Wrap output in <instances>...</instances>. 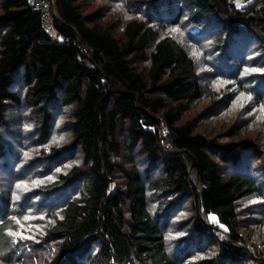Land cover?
Segmentation results:
<instances>
[{
  "label": "trees",
  "instance_id": "16d2710c",
  "mask_svg": "<svg viewBox=\"0 0 264 264\" xmlns=\"http://www.w3.org/2000/svg\"><path fill=\"white\" fill-rule=\"evenodd\" d=\"M50 8L0 0V264H264V0Z\"/></svg>",
  "mask_w": 264,
  "mask_h": 264
},
{
  "label": "rangeland",
  "instance_id": "374dc122",
  "mask_svg": "<svg viewBox=\"0 0 264 264\" xmlns=\"http://www.w3.org/2000/svg\"><path fill=\"white\" fill-rule=\"evenodd\" d=\"M85 3H86V5L88 4L87 1ZM101 4L102 3L95 4L96 8L101 6ZM88 9L89 8H86V9H83V10H84V12H86V10H88ZM102 13H104V10L102 11ZM54 31H51V32L53 33ZM54 35L58 36L56 33H54ZM59 40L63 41V38L61 36H59ZM136 65L138 66V68L141 69V68H143L146 65V63L143 62V61H138V62H136ZM211 72H212L211 70H208L207 74L209 76V81L213 82V77L211 76ZM215 82L216 83H220V82H223V81L222 80H216L213 83H215ZM246 102L247 101H245V100H244V102L240 101L238 103L237 107L243 106V104L246 103ZM218 128H219V126L217 127V130L220 131ZM65 159H66V157L62 158L61 160L64 161ZM23 182H24L23 180L22 181L16 180L13 183L11 182L12 183V189L14 190V193H15L14 199L16 201H19L21 199V197H23L25 192H26V190H25V186L26 185ZM17 185H19V187ZM28 217H29V219H27L28 221H25L24 223H22V226H23V228L21 227L22 229H25V228L26 229H31L32 226L35 225V222H38V220L43 218L41 215H38V214H35V213L28 214ZM210 220H211V218H210ZM212 220L214 221L215 219L212 217ZM22 229H21V231H22Z\"/></svg>",
  "mask_w": 264,
  "mask_h": 264
},
{
  "label": "built area",
  "instance_id": "2783aa9c",
  "mask_svg": "<svg viewBox=\"0 0 264 264\" xmlns=\"http://www.w3.org/2000/svg\"><path fill=\"white\" fill-rule=\"evenodd\" d=\"M28 2L41 12L44 27L54 31V16L51 12L50 0H28Z\"/></svg>",
  "mask_w": 264,
  "mask_h": 264
},
{
  "label": "snow or ice",
  "instance_id": "6c2138e0",
  "mask_svg": "<svg viewBox=\"0 0 264 264\" xmlns=\"http://www.w3.org/2000/svg\"><path fill=\"white\" fill-rule=\"evenodd\" d=\"M256 71H264V70H256ZM17 186L19 187V185H17ZM25 219H29V217H25ZM17 223H19V222H17ZM9 233L11 235L20 236L21 238H24V239H28V238L34 239V237L25 236L24 233H22V232H11V230H9Z\"/></svg>",
  "mask_w": 264,
  "mask_h": 264
},
{
  "label": "bare ground",
  "instance_id": "6f19581e",
  "mask_svg": "<svg viewBox=\"0 0 264 264\" xmlns=\"http://www.w3.org/2000/svg\"><path fill=\"white\" fill-rule=\"evenodd\" d=\"M246 79V78H245ZM247 80V79H246ZM245 81V80H244Z\"/></svg>",
  "mask_w": 264,
  "mask_h": 264
}]
</instances>
